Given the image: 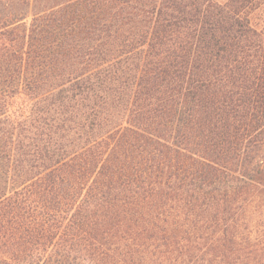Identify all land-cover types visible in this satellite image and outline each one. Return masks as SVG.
Returning <instances> with one entry per match:
<instances>
[{
    "label": "trees",
    "instance_id": "trees-1",
    "mask_svg": "<svg viewBox=\"0 0 264 264\" xmlns=\"http://www.w3.org/2000/svg\"><path fill=\"white\" fill-rule=\"evenodd\" d=\"M0 264H264V0H0Z\"/></svg>",
    "mask_w": 264,
    "mask_h": 264
}]
</instances>
